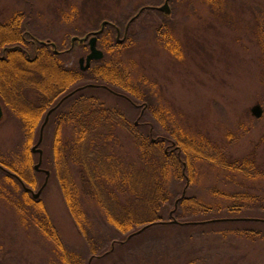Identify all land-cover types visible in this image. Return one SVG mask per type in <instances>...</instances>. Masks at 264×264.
<instances>
[{"label":"trees","instance_id":"1","mask_svg":"<svg viewBox=\"0 0 264 264\" xmlns=\"http://www.w3.org/2000/svg\"><path fill=\"white\" fill-rule=\"evenodd\" d=\"M101 1L83 0V3L99 4ZM162 1L164 0L140 1L130 14L120 18L109 15L104 10H97L95 24L86 29L75 27L67 34L65 44L51 38L59 50L70 47L71 55L77 56L79 50L86 53L89 47L78 41L76 47H72L71 37L84 36L99 29L104 20L116 23L124 33L131 18L142 7H146L130 23L124 41L118 40L114 25L106 26L98 38L99 47L104 50L105 56L99 61H93L87 70H83L76 61L64 62V55L54 53L49 45L39 43L37 56L31 58L34 53L32 45L27 48L23 43L19 44L20 48L15 43L0 42V53L5 46L16 45L13 51L8 52L6 59H0V101L8 112L16 116L24 137L22 143L10 151L0 147V199L16 210L23 224H32L47 238L61 264H93L100 258H107L114 252L131 247V242L135 239H142L143 244L154 242L158 236L154 233L158 231L177 230L180 234H189L193 228L207 227L210 223L207 221H211L213 217H225L224 213H220L223 210L226 215L230 214L226 216L229 218L240 213L247 214V208H259L264 211V202H259L258 197L248 190L231 193L213 185L209 187V192L217 199L213 201L190 193L191 188L203 179L205 167L223 174V177L228 179H231L232 175H240L254 181L264 180V160L259 153L262 145L264 149V136L250 152L234 157L229 153L227 146L220 145L210 136L202 133L192 135L174 124V120L173 123L170 122L168 118L171 114L168 108L153 103L155 84L152 85L143 75L137 78L133 74L134 65L122 56L130 52L136 44L138 35L134 33V27L141 29V20L145 16L156 14L161 19L157 33L162 44L171 54L178 58L183 57L182 47L174 38L172 20L155 8ZM201 1L214 12L222 11L226 2ZM73 8V11L78 13V10ZM151 11L154 13L149 14ZM65 14L66 21L75 18V13ZM257 18V27L247 26V29L255 28L256 44L260 51L258 60L263 89L260 101L264 109V15L261 14ZM37 37L42 40L50 38L41 34ZM85 84L99 86L86 88L64 100L45 126L42 143L45 141L47 129L54 125L51 152L53 171L48 170L55 174L58 180L70 216L87 241L88 254L67 246L45 206L43 197L35 198L26 188L37 191L44 184L39 183L36 176L39 171L36 170L35 164L38 163L40 154L36 159L33 146L39 141L47 111L69 90ZM104 86L118 94L112 93ZM98 90H103L109 96L118 98L134 108L143 109L140 118H143L144 122H141V126L126 119V115L124 116L118 107L111 105L96 93ZM147 111L152 114L160 128L146 119ZM121 126H126L132 140V150H127L121 140ZM232 136L229 135L230 142ZM44 162L43 154L42 165ZM74 167H78L77 174ZM175 180L181 184L180 190L173 188ZM87 199L102 207L108 224L123 238L98 230L99 228L92 225L89 209L85 205ZM108 202L113 206L110 207ZM173 220L178 222L174 223ZM187 222H197L198 226L184 229L182 225ZM147 224L152 225L127 240L130 233L141 230ZM210 224L213 225L212 222ZM244 224L250 225H228ZM236 234L248 238L255 236L246 228ZM148 238L150 240L146 241Z\"/></svg>","mask_w":264,"mask_h":264},{"label":"rangeland","instance_id":"2","mask_svg":"<svg viewBox=\"0 0 264 264\" xmlns=\"http://www.w3.org/2000/svg\"><path fill=\"white\" fill-rule=\"evenodd\" d=\"M25 1L30 0H0V22L12 17L16 11H29ZM32 1L36 19L32 27H29L31 31L65 44L67 34L75 27L86 29L93 26L98 11L104 10L105 13L120 18L130 14L144 0H102L99 4L90 2L88 5L83 0ZM171 6L175 14L171 26L174 38L182 47L183 57L171 54L162 44L157 33L161 19L153 14L154 11L148 12L153 15L141 20V29L134 27V33L138 35L136 44L122 56L134 65L133 74L137 78L143 75L152 85L155 84L152 101L169 109L171 116L168 119L171 123L174 122L192 135L202 133L210 136L220 145L227 146L234 157L244 156L264 136V117H254L251 112L255 105L263 106L260 101L263 93L258 60L260 51L256 44L255 28L247 29V26L257 27V17L264 15V0H226L224 11L218 12H214L201 0H177ZM73 7L78 13L73 11ZM67 12L72 15L75 13L72 21L65 20ZM13 35V31L0 28V42L14 43L8 39ZM81 54L84 53L79 50L77 56L69 55L63 59L68 63L76 61L79 65ZM98 91L96 93L118 107L126 115V119L140 126L144 122L140 118L143 109L134 108L103 90ZM6 112L5 118L0 122V147L10 151L18 147L24 137L16 116L8 110ZM145 113L146 119L156 125L152 114L148 111ZM158 125L156 127L160 128ZM53 132L54 125L49 126L45 141L40 145L45 156V162L41 165L43 170L53 171ZM230 134L233 135L231 142ZM119 135L127 150H132V140L126 126L120 127ZM259 153L264 160L263 145ZM38 155L39 152H36V159ZM74 169L75 172L78 171V167ZM43 170L36 173L41 184L47 177ZM203 171V179L191 188V194L207 201L217 200L209 192V187L216 185L220 190L231 193L248 190L258 197L259 202H264V180L254 181L240 175H232L228 179L208 167L203 168ZM50 175L41 195L45 206L67 246L88 254L87 241L70 216L58 180L52 172ZM173 188L180 190L182 186L175 180ZM85 205L94 227L114 236L118 235L111 224H108L101 206L88 199ZM108 205L113 206L110 202ZM245 212L247 214L232 216L245 220L216 221L212 222L213 225L210 222L208 224L211 227L207 225L205 228L193 223L182 225L184 229L197 227L189 234H180L177 230L158 231L154 233L158 234L154 242L143 244L142 239H135L131 242V247L114 252V258L110 255L93 264H264V211L247 208ZM220 213H224L225 217L213 219L229 218L226 216L230 214L226 215L224 210ZM229 223L250 225L230 226ZM245 228L255 236L248 238L236 234ZM118 237L123 238L122 235ZM149 240L148 238L146 241ZM0 264H61L47 238L32 224H23L16 210L3 199H0Z\"/></svg>","mask_w":264,"mask_h":264},{"label":"water","instance_id":"3","mask_svg":"<svg viewBox=\"0 0 264 264\" xmlns=\"http://www.w3.org/2000/svg\"><path fill=\"white\" fill-rule=\"evenodd\" d=\"M170 1L171 0H165L163 1L164 3L159 5V6H156V8L158 10H160L161 12H163L165 15L169 16L171 14V4H170ZM146 7H142L140 9V11L131 18V20L129 21V23L127 24L126 26V34L128 33V30H129V27H130V23L135 20L139 15L140 13L145 9ZM110 21L109 20H104L102 22V24L100 25L101 28L94 31L91 35L90 33L85 35V36H82V37H78V36H73L71 37L72 38V46L75 45V42L76 41H79L80 44L84 43L85 41L88 40V43H89V47H90V53L86 56V57H81L80 59V65L82 67V69L84 70H87L91 67V63L93 61H99L101 59H103L105 56V53L104 51L98 47V36H100V34L105 30V27L107 24L110 25ZM118 30V38L120 39V36H121V29L118 27L117 28ZM125 34V37L123 39H121V41H124L126 39V35ZM50 42L49 40L48 41H42V43H48ZM52 45L55 49V51L57 52V44L55 42H52ZM99 85H96V84H85V85H80L78 87H76L75 89H72L70 92L66 93L60 100L59 102L54 105L53 107H51L47 114H46V117H45V120L44 122H42V127H41V134H40V137H39V141L37 143H35V145L33 146V151L36 153V152H39L40 154V159L38 161L37 164H35V168L36 170L38 171H42L43 168H41V165H42V156H43V150L40 148V145L43 141V130L45 128V126L47 125V123L49 122V119L52 115V113L54 111H56L64 102V100H67L69 97L73 96L74 94H76L77 92H80L81 90H85L86 88H89V87H98ZM106 88H108L107 86H104ZM109 91H111L112 93H115V94H118L117 92H115L114 90L108 88ZM1 103V102H0ZM264 109L263 107L260 105V104H257L255 105L253 108H252V111L253 112V115L256 116L257 118H260L263 116L264 114ZM4 117V109H3V106L2 104H0V120ZM43 171L46 172V181L44 182L43 185H41L42 187L38 190V191H34L28 187H26L29 191H31L33 193V195L35 196V198H39L44 190V187L47 186L48 184V181H49V174L51 173L50 170H46L44 169ZM183 198V197H182ZM180 200V199H178ZM178 203V201H177ZM245 220V218H224V219H212L211 221H207V222H216V221H225V220ZM174 223L178 222V221H175L173 220ZM189 223H193V224H198L197 222H187V223H184V224H189ZM152 224H147L145 226H143L141 228V230H137V231H134L132 233H130V235H128L127 237V240L131 239L132 237L140 234L141 232L145 231L146 229H148Z\"/></svg>","mask_w":264,"mask_h":264},{"label":"flooded vegetation","instance_id":"4","mask_svg":"<svg viewBox=\"0 0 264 264\" xmlns=\"http://www.w3.org/2000/svg\"><path fill=\"white\" fill-rule=\"evenodd\" d=\"M22 1H24V0H22ZM30 1L29 2L25 1L26 4L29 6V11H27L26 13H25V11H16V13H14V15L12 17L0 22V28L4 29L6 31H10V32L13 31L14 32V35L12 37L10 36L8 39L10 41H14L15 44L19 45V44L25 43L27 45V48H29L32 45V47L34 49L33 57H31L30 53H28V56H30L31 58H34L37 56L39 43L43 44V45H49L51 47L50 49H52L53 51H54V49H53L52 43H50V42L41 43V39H38L35 32L33 30L31 31V29L29 28V27H32V25H33L32 23H35V19H36L35 6H34L33 1L32 0H30ZM170 3L172 4V1ZM171 9L172 10H171V14L169 15V19L173 20L175 14H174V9L172 6H171ZM111 23H113V24H110V25H116V23H114V22H111ZM116 26H118V25H116ZM22 28H26V29L25 30H18V29H22ZM115 29H116V27H115ZM124 34H125V31H124V33H122V30H121V36L120 37L122 38V35L124 36ZM47 39H49V38H47ZM76 43L73 47H76ZM83 44H85L89 47L88 40L85 41ZM15 48H16V46H14V45L11 47L5 46L3 48V50L1 51L2 53H0V59L1 60L6 59L8 52L13 51ZM20 48H21V46H20ZM60 51L61 52H54V53H58L59 55H64V58H67V56L71 55L70 47L66 48L64 50H60ZM89 52H90V47H89V51L84 53V54H81L80 58L86 57L89 54ZM63 61L68 63L65 59H63Z\"/></svg>","mask_w":264,"mask_h":264}]
</instances>
